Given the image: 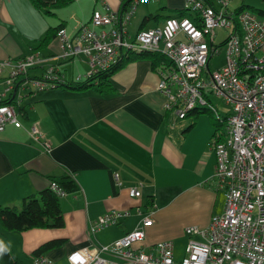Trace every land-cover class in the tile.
<instances>
[{
    "label": "crops",
    "instance_id": "crops-1",
    "mask_svg": "<svg viewBox=\"0 0 264 264\" xmlns=\"http://www.w3.org/2000/svg\"><path fill=\"white\" fill-rule=\"evenodd\" d=\"M167 2L174 4L169 6ZM180 3L156 0L139 4L127 25L128 34L131 29L135 33L161 24V18L147 19L143 24L141 21L148 14H171ZM119 4L120 0H71L57 8L53 16H43L30 0H0V60L16 59L31 51L48 27L62 22L65 32L72 35L78 24L88 21L93 9L103 10L106 6L117 11ZM36 50L48 57L58 52V43L52 37ZM52 62L65 82L77 76L83 78L88 69L87 59L81 55ZM41 71V67L32 68L27 76L37 77ZM5 75L3 69L0 89ZM158 78L150 62L141 59L127 63L110 76L114 88L110 95H99L93 88L74 90L63 86L20 92L22 97L14 107L16 122L5 124L0 131V205L19 207L23 197L47 187L51 178L69 176L78 188L59 200L62 227L23 231L0 228V242L14 256H27L30 261L35 247L62 237L63 245L46 256L54 264L61 259L67 263L66 255L71 251L106 244L133 228L139 220L140 215L135 213L138 208L141 212L152 209L153 222L144 228L142 250L146 252L155 242L168 240L174 260H180L189 238L184 228H204L212 215L222 212L225 191L213 181L215 158L207 143L224 133L223 125L215 131L209 113L194 109L184 119H175L169 128L174 115L163 107L164 96L156 90ZM31 123L49 143L48 153L31 141ZM134 185L139 186L138 198L127 193V187ZM148 198L151 205L147 206ZM110 209H127L130 214L115 225L87 233L89 222Z\"/></svg>",
    "mask_w": 264,
    "mask_h": 264
},
{
    "label": "built area",
    "instance_id": "built-area-1",
    "mask_svg": "<svg viewBox=\"0 0 264 264\" xmlns=\"http://www.w3.org/2000/svg\"><path fill=\"white\" fill-rule=\"evenodd\" d=\"M122 1H126L122 13L106 6L93 9L88 21L78 24L72 35L59 28L54 36L59 50L51 56L31 50L16 59L0 60V73L6 69L0 100H13V104L0 105V131L5 124L16 122L14 107L22 97L20 91H42L65 83L52 61L84 56L88 69L83 78H87L113 63L119 50L162 53L171 68L166 75H158L156 90L164 96V109L174 115L169 128L175 119H184L194 109H207L217 122L225 124L222 140L213 137L207 143L215 158L213 181L225 191L224 206L220 214L210 217L206 227L184 228L189 238L180 260H174L168 240L142 250L144 228L153 222L152 209L141 212L136 208L140 216L133 228L106 244L71 251L66 255L67 263L264 264V19L248 10L237 11L234 5L243 0H181L178 9L186 15L164 18L159 25L129 35L127 25L136 7L156 0ZM218 29L226 34L216 44ZM220 45L224 50L222 64L209 70V57L219 52ZM37 67L42 68L41 74L28 77L27 72ZM209 95L229 105L230 112L220 116L208 101ZM28 135L43 152L50 151L35 123L28 127ZM113 177L119 184L117 175ZM49 188L58 197L67 194L53 181ZM127 193L138 198L139 186L127 187ZM129 214L127 209L107 210L89 222L86 232L94 234ZM31 264L54 262L42 254L31 257Z\"/></svg>",
    "mask_w": 264,
    "mask_h": 264
},
{
    "label": "trees",
    "instance_id": "trees-1",
    "mask_svg": "<svg viewBox=\"0 0 264 264\" xmlns=\"http://www.w3.org/2000/svg\"><path fill=\"white\" fill-rule=\"evenodd\" d=\"M71 0H55L52 3H47L42 0H30L31 4L43 15L53 16L54 11L57 8L65 6ZM126 1H122L118 7V13H122L125 9ZM256 14L257 16L264 19V10L254 9L245 3H240L236 10H246ZM184 14L181 9H175L173 13L166 16L162 14H148L145 15L141 21V24L147 21V19L157 20L170 16H180ZM63 23L60 22L54 27H48L41 38L37 40V46L31 50L41 48L46 44L52 37L55 36L56 31L59 28H63ZM30 51V50H29ZM148 60L151 65V69L156 72L159 76H164L168 73L171 68L170 61L162 54L156 51L147 50H132L125 49L119 50L116 59L104 70L97 71L93 75L87 78H79L77 80H67L65 83L59 84L56 87L63 86L64 88L74 90H86L93 88L94 91L99 95H110L114 93L109 78L117 70L124 67L127 63L136 60ZM1 104H13L12 99L0 100ZM204 112L209 113L211 116L214 130H218L219 122H217L215 116L207 109H202ZM223 134V133H222ZM217 135L219 141L222 140L223 135ZM55 182L57 185L66 193L77 190V184L73 178L66 176L61 177L60 180L50 179L49 182ZM49 182L47 187L40 189L35 194H29L21 199L20 206L15 205H0V228L3 230H14L23 231L32 228H60L63 226L62 211L59 204V197L56 196L49 188ZM148 198L146 205H151V201ZM65 239L62 237L52 238L46 240L35 247L30 252V257L46 254L48 251L59 248L63 245ZM27 257V256H26ZM26 257L18 258L14 256L8 247L0 242V264H29L27 263Z\"/></svg>",
    "mask_w": 264,
    "mask_h": 264
},
{
    "label": "rangeland",
    "instance_id": "rangeland-1",
    "mask_svg": "<svg viewBox=\"0 0 264 264\" xmlns=\"http://www.w3.org/2000/svg\"><path fill=\"white\" fill-rule=\"evenodd\" d=\"M243 2L246 5L250 6L251 8L264 10V0H243ZM80 4H81V6H84V1L83 2L81 1ZM167 4H168V2H167ZM169 4H174V3H169ZM149 5L155 6L154 4L153 5L149 4ZM234 6H231V7H234ZM172 8H174V7H172ZM161 10H162V12H165V13H166V11H168L166 9H160V11ZM246 10L250 11L249 9H246ZM184 15H186V14H184ZM66 16H67V14H66V12H64V18H66ZM66 20H68L70 22V20L68 18ZM133 25L134 24H133V20H132V26ZM134 31L132 29H131V31L129 30V34L133 35ZM225 34L226 33H225L224 30H221V29L216 30V36L214 38V42L216 44H218L222 40V38L225 36ZM218 47H219V52L218 53H213L212 56L209 57L208 64H207L209 70H214V69L218 68L222 64V61H223V58H224V50H223V46L222 45H220ZM66 70H67V72H69L70 71V67H68ZM20 92H22V91H20ZM208 101L214 106V108L217 110V112H218V114L220 116L223 115L224 113H229L230 112V106L224 104L220 98H218V97H216L214 95H209ZM222 125H223V129H224L225 128L224 122L222 123ZM62 198H63L62 196L59 197V200L62 199ZM46 229H48V228H46ZM53 229H57V228H53ZM29 259H30V261H28V260H26V261L30 262V264H31V257H29ZM55 264H67V263L65 262V260L61 259L59 261V263H55Z\"/></svg>",
    "mask_w": 264,
    "mask_h": 264
}]
</instances>
